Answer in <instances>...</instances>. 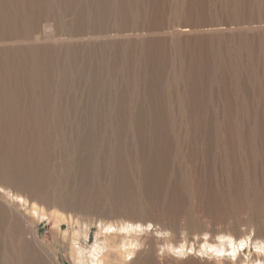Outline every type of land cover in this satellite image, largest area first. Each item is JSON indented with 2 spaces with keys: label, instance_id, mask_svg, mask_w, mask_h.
Segmentation results:
<instances>
[{
  "label": "rangeland",
  "instance_id": "obj_1",
  "mask_svg": "<svg viewBox=\"0 0 264 264\" xmlns=\"http://www.w3.org/2000/svg\"><path fill=\"white\" fill-rule=\"evenodd\" d=\"M0 201V264H264V0H0Z\"/></svg>",
  "mask_w": 264,
  "mask_h": 264
},
{
  "label": "bare ground",
  "instance_id": "obj_2",
  "mask_svg": "<svg viewBox=\"0 0 264 264\" xmlns=\"http://www.w3.org/2000/svg\"><path fill=\"white\" fill-rule=\"evenodd\" d=\"M0 212L1 214H3L4 216L7 215V216H11L14 218L15 222L19 219V217L17 216L16 211L14 209H12L9 205H6V204H3L1 201H0ZM14 214V215H13ZM3 217V216H2ZM10 219V218H9ZM3 220V219H2ZM12 220V219H11ZM11 222V221H10ZM12 224V223H11ZM31 224V223H30ZM15 225V224H14ZM25 226V224H23ZM11 226V225H10ZM23 226V227H24ZM21 227V224L19 225V228ZM18 228V229H19ZM7 229V228H6ZM22 229V228H21ZM20 229V231H21ZM12 232V231H11ZM19 232V231H18ZM31 232V231H30ZM10 233V232H9ZM30 236V242H34V244L37 246V251H38V261L40 262V260H43V264H58V261H57V249L56 247L54 246V243L53 245H48L47 248L42 246L41 243L40 244H37L36 242V235H35V232H32ZM17 237V236H16ZM25 238V236H24ZM27 238V237H26ZM25 238V239H26ZM17 240V239H16ZM5 241V240H4ZM8 241V240H7ZM25 241V240H24ZM28 241V240H27ZM117 236L115 234L114 237L112 238H106L104 236V242L106 243L107 246H112V244H116L117 242ZM29 242V241H28ZM29 244V243H28ZM31 245V244H30ZM129 245H131V242H129ZM34 246V245H33ZM7 247V246H6ZM30 247V246H29ZM32 247V246H31ZM35 247V246H34ZM11 248V247H10ZM31 249V248H30ZM33 249V247H32ZM36 249V248H35ZM34 250V249H33ZM111 250L113 252H115V260L116 259H119L120 261L118 262L119 264H127L126 260H125V254H128V253H131L132 250L129 246H123V249L122 250H117V249H114L113 247L111 248ZM10 252V251H9ZM32 252V251H31ZM36 253V251H34ZM32 257V256H31ZM35 258V257H34ZM11 261V260H10ZM16 261V260H15ZM96 263V262H95ZM97 264V263H96Z\"/></svg>",
  "mask_w": 264,
  "mask_h": 264
}]
</instances>
